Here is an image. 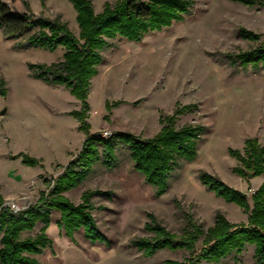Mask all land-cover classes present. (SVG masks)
Here are the masks:
<instances>
[{
    "label": "rangeland",
    "instance_id": "rangeland-1",
    "mask_svg": "<svg viewBox=\"0 0 264 264\" xmlns=\"http://www.w3.org/2000/svg\"><path fill=\"white\" fill-rule=\"evenodd\" d=\"M0 1L21 14L31 11L59 19L79 34L76 11L69 0ZM116 1L92 0L96 12L102 11L105 2ZM192 1L183 21L151 32L139 42L116 39L102 52L98 74L91 80L88 123L91 132L98 135L125 131L150 138L161 129V114H172L177 102L194 104L196 109L182 115L177 127L204 126L197 158L181 160L167 192L156 197L154 188L134 169L128 152L119 147L115 168L107 170L97 162L89 177L65 194L79 204L88 190L112 192L110 199L97 194L91 198L98 229L107 242L92 243L83 230L67 237L57 226L60 213L54 211L48 230L52 248L35 256L41 264H163L167 259L183 261L189 257L184 250L164 249L147 258L131 244L150 236L144 229L148 213L177 235L186 226L188 214L205 229L214 224L217 212L232 223H247V215L238 206L205 188L199 173L218 177L250 201L264 180V175L245 179L234 174L232 170L239 164L228 152L243 151L249 138L264 144V65L244 66L227 56L264 50V5ZM242 28L261 34L260 40L243 39ZM63 53L61 47L54 52L19 47L0 29V197L13 209L35 203L46 189L44 181L62 172L85 139L78 120L70 115L81 109V101L65 86L33 77L29 69V64L58 63ZM119 100L123 103L109 113L105 104ZM22 154L37 158L39 165L28 166L20 157L15 158ZM41 226L39 223L31 234ZM234 257L222 264H254V247L247 246L237 259Z\"/></svg>",
    "mask_w": 264,
    "mask_h": 264
},
{
    "label": "trees",
    "instance_id": "trees-1",
    "mask_svg": "<svg viewBox=\"0 0 264 264\" xmlns=\"http://www.w3.org/2000/svg\"><path fill=\"white\" fill-rule=\"evenodd\" d=\"M232 1L249 7L264 5L257 0ZM69 2L76 11L78 35L59 19L37 16L31 11L21 14L0 1V29L7 39L17 41L19 47H39L51 52L60 47L64 50L62 61L51 65L29 64V69L33 77L49 85L65 86L81 101V109L71 111L70 115L78 120L79 130L85 134L78 154L58 176L44 181L46 189L40 192L35 203L14 212L0 197V264H41L35 256L52 248L53 241L47 231L54 211L60 213L57 226L67 237L83 230L90 242L106 243L108 239L99 231L93 215L95 206L91 198L97 194L110 199L112 192L88 190L83 193L79 204L72 203L65 194L81 185L97 162L107 170L115 168L117 150L121 147L128 152L134 169L154 188L155 196L161 197L169 189L181 160L192 162L197 158L199 142L205 131L202 125L177 127L182 115L196 109L194 104L181 105L179 102L172 114L160 115L161 129L150 138L125 131L103 138L92 133L88 123L91 80L98 74V66L103 61L102 52L116 39L139 42L151 32L183 21L194 4L192 0H117L115 3L105 2L100 12L95 11L92 0ZM240 36L252 42L261 38V34L244 28L240 29ZM227 56L233 63L237 61L244 66L257 68L264 65V50L261 48ZM5 93L2 88L1 94ZM122 103L121 100L112 104L107 102L105 107L110 113L113 107ZM228 152L239 164L233 168L234 174L245 179L264 175V144L257 138L247 139L243 151L229 149ZM18 157L28 166L40 163L37 158L26 154L15 158ZM199 179L216 197L238 206L247 215V223H232L223 213L217 212L214 224L205 229L188 214L186 226L177 235L154 214L148 213L144 229L150 236L132 240L131 244L147 258L164 249L184 250L189 254L183 261L167 259L163 264H222L231 255L237 259L247 246H253L254 264H264V180L250 201L245 193L205 171L199 173ZM39 223L42 226L32 235Z\"/></svg>",
    "mask_w": 264,
    "mask_h": 264
},
{
    "label": "built area",
    "instance_id": "built-area-1",
    "mask_svg": "<svg viewBox=\"0 0 264 264\" xmlns=\"http://www.w3.org/2000/svg\"><path fill=\"white\" fill-rule=\"evenodd\" d=\"M112 135V134H111ZM110 135V136H111ZM101 137H103V138H108V137H110L109 136V134L108 133H105L104 135H100ZM14 212H17V211H20V210H22V209H18V208H16V209H13V208H11Z\"/></svg>",
    "mask_w": 264,
    "mask_h": 264
},
{
    "label": "crops",
    "instance_id": "crops-1",
    "mask_svg": "<svg viewBox=\"0 0 264 264\" xmlns=\"http://www.w3.org/2000/svg\"><path fill=\"white\" fill-rule=\"evenodd\" d=\"M85 140V139H84ZM82 147V146H81ZM51 226V225H50ZM50 228V227H49ZM49 228H48V230H49ZM48 232V231H47Z\"/></svg>",
    "mask_w": 264,
    "mask_h": 264
},
{
    "label": "water",
    "instance_id": "water-1",
    "mask_svg": "<svg viewBox=\"0 0 264 264\" xmlns=\"http://www.w3.org/2000/svg\"><path fill=\"white\" fill-rule=\"evenodd\" d=\"M2 113H4V112H2Z\"/></svg>",
    "mask_w": 264,
    "mask_h": 264
}]
</instances>
